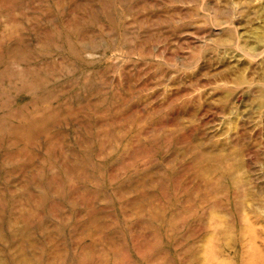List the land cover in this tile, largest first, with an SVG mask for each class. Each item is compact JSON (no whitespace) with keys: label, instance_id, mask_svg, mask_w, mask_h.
<instances>
[{"label":"rangeland","instance_id":"1","mask_svg":"<svg viewBox=\"0 0 264 264\" xmlns=\"http://www.w3.org/2000/svg\"><path fill=\"white\" fill-rule=\"evenodd\" d=\"M0 264H264V0H0Z\"/></svg>","mask_w":264,"mask_h":264}]
</instances>
